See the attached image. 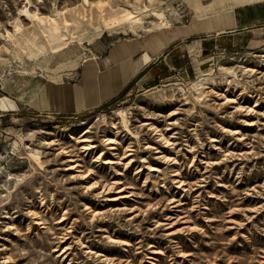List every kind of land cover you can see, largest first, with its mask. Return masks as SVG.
<instances>
[{
	"label": "rangeland",
	"instance_id": "1",
	"mask_svg": "<svg viewBox=\"0 0 264 264\" xmlns=\"http://www.w3.org/2000/svg\"><path fill=\"white\" fill-rule=\"evenodd\" d=\"M205 7L264 25V0H0V100L14 104L0 109V264H264L258 30L252 46L133 84L105 108L32 100L77 81L110 42L162 36ZM128 11L143 17L135 30Z\"/></svg>",
	"mask_w": 264,
	"mask_h": 264
},
{
	"label": "crops",
	"instance_id": "2",
	"mask_svg": "<svg viewBox=\"0 0 264 264\" xmlns=\"http://www.w3.org/2000/svg\"><path fill=\"white\" fill-rule=\"evenodd\" d=\"M210 9L195 12L189 23L157 28L167 30L163 37L173 36L167 42L149 37L110 42L83 62L77 81L45 86L31 99L48 111H84L112 100L131 82L142 86L169 78L174 71L190 73L210 59L209 52L250 47L258 40L257 30L264 39V25L256 27L236 9Z\"/></svg>",
	"mask_w": 264,
	"mask_h": 264
},
{
	"label": "bare ground",
	"instance_id": "3",
	"mask_svg": "<svg viewBox=\"0 0 264 264\" xmlns=\"http://www.w3.org/2000/svg\"><path fill=\"white\" fill-rule=\"evenodd\" d=\"M159 16H161V18H162V21H163V17H162V15H163V12H156ZM127 14H128V17L126 18L127 19V24H126V27H130L131 29H136V26L138 25V24H142V22H143V17L142 16H139V15H135L133 12H131V11H128L127 12ZM117 23L119 24V25H122V26H124V22H120L119 20H117ZM118 24H116V25H118ZM95 28H96V32L98 33V34H100L101 33V25H96L95 26ZM53 32H51V35L53 36V39H65V34L63 33V30H52ZM171 38H173V36H170V37H160V39H155V37H152L151 39L152 40H154L155 42H158L159 40H162V41H164V42H167V41H169ZM63 43L65 44V43H67V41H63ZM145 58L146 59H148L149 58V56L148 55H145ZM92 65V64H91ZM251 70H254V69H251ZM204 79V77H202V78H200L199 80L200 81H202ZM97 86V85H96ZM231 100H235V99H231ZM11 106H14V104L11 102H8L6 99H1L0 100V109H2V110H7L8 108H10ZM155 129H157V127H155ZM235 133H237V132H239L238 130H235L234 131ZM160 135L162 136V138L163 139H165L167 142H169V138L167 137V136H165V134H164V132H161L160 133ZM89 138L88 137H86V138H84L83 140H88ZM85 146H87L86 148H89L90 147V145H87V144H85ZM72 167L74 166V165H71ZM154 168V167H153ZM181 181V180H180ZM181 183H184V181H181ZM113 185H115V184H113ZM112 189L113 188V186H109V189ZM124 188H121V189H119L118 190V192H123L122 190H123ZM126 196H128L127 194H125V193H123V194H120L119 196H116V197H112L111 198V200H121L122 201V199L123 198H125ZM115 209H118V210H120L121 208H120V206H115ZM167 234L168 235H170V236H172V237H174L175 236V234H176V231L175 230H170V231H168L167 232ZM108 237L109 238H111V240H114V241H116V242H119V243H125V241H123V240H121V239H114L111 235H108ZM154 252H158V250H153ZM107 259H110L109 257H106Z\"/></svg>",
	"mask_w": 264,
	"mask_h": 264
},
{
	"label": "trees",
	"instance_id": "4",
	"mask_svg": "<svg viewBox=\"0 0 264 264\" xmlns=\"http://www.w3.org/2000/svg\"><path fill=\"white\" fill-rule=\"evenodd\" d=\"M133 84H134V82H131L130 84H128L115 98H113L112 100H110L106 103H103L100 107L105 108L106 106L110 105L111 103L115 102L116 100L122 98L126 93H128L130 91Z\"/></svg>",
	"mask_w": 264,
	"mask_h": 264
},
{
	"label": "built area",
	"instance_id": "5",
	"mask_svg": "<svg viewBox=\"0 0 264 264\" xmlns=\"http://www.w3.org/2000/svg\"><path fill=\"white\" fill-rule=\"evenodd\" d=\"M211 54H212V56L214 57V56L219 55V52H217L216 50H214V51L211 52Z\"/></svg>",
	"mask_w": 264,
	"mask_h": 264
}]
</instances>
